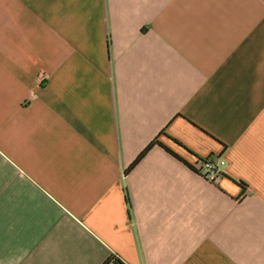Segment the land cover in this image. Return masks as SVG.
I'll return each mask as SVG.
<instances>
[{
    "label": "crops",
    "instance_id": "0c3cea01",
    "mask_svg": "<svg viewBox=\"0 0 264 264\" xmlns=\"http://www.w3.org/2000/svg\"><path fill=\"white\" fill-rule=\"evenodd\" d=\"M115 259L264 264V0H0V264Z\"/></svg>",
    "mask_w": 264,
    "mask_h": 264
},
{
    "label": "built area",
    "instance_id": "2783aa9c",
    "mask_svg": "<svg viewBox=\"0 0 264 264\" xmlns=\"http://www.w3.org/2000/svg\"><path fill=\"white\" fill-rule=\"evenodd\" d=\"M44 83L43 78H38L35 80L34 86L40 87ZM225 161L223 159L218 162L210 157H207L202 160V169H203V177L211 182L218 183L224 175L223 167Z\"/></svg>",
    "mask_w": 264,
    "mask_h": 264
},
{
    "label": "trees",
    "instance_id": "16d2710c",
    "mask_svg": "<svg viewBox=\"0 0 264 264\" xmlns=\"http://www.w3.org/2000/svg\"><path fill=\"white\" fill-rule=\"evenodd\" d=\"M152 148V145H150L143 153L139 156V158L137 159V161H139L150 149ZM203 160V159H202ZM115 261L118 263V264H124L122 263L119 259H115Z\"/></svg>",
    "mask_w": 264,
    "mask_h": 264
},
{
    "label": "rangeland",
    "instance_id": "374dc122",
    "mask_svg": "<svg viewBox=\"0 0 264 264\" xmlns=\"http://www.w3.org/2000/svg\"><path fill=\"white\" fill-rule=\"evenodd\" d=\"M210 158H212V159H213V157H210Z\"/></svg>",
    "mask_w": 264,
    "mask_h": 264
}]
</instances>
